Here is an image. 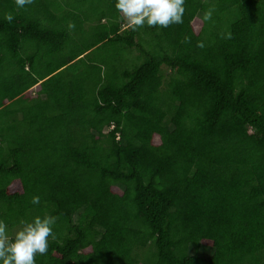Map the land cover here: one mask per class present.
Listing matches in <instances>:
<instances>
[{"label": "trees", "instance_id": "1", "mask_svg": "<svg viewBox=\"0 0 264 264\" xmlns=\"http://www.w3.org/2000/svg\"><path fill=\"white\" fill-rule=\"evenodd\" d=\"M184 7L0 0V221L58 218L36 264H264V0Z\"/></svg>", "mask_w": 264, "mask_h": 264}, {"label": "clouds", "instance_id": "2", "mask_svg": "<svg viewBox=\"0 0 264 264\" xmlns=\"http://www.w3.org/2000/svg\"><path fill=\"white\" fill-rule=\"evenodd\" d=\"M31 3L33 0H15L17 8H24ZM184 4L185 0H115L116 10L127 19L133 30L145 26L166 29L170 25L182 23ZM210 16L211 13H208L205 18ZM5 19L11 22L13 16L7 15ZM199 46L204 45L201 43ZM31 203L39 205L41 198L33 196ZM57 219L56 216L45 214L22 220L20 229L11 237L8 235V225L0 221V264H36V257L46 255L50 239L56 238L54 227Z\"/></svg>", "mask_w": 264, "mask_h": 264}, {"label": "rangeland", "instance_id": "3", "mask_svg": "<svg viewBox=\"0 0 264 264\" xmlns=\"http://www.w3.org/2000/svg\"><path fill=\"white\" fill-rule=\"evenodd\" d=\"M123 19H124L123 22L125 23V26L127 27V26L129 25V24H128V21H127V19H126L125 17H123ZM140 64H141L140 62H136V61H134L132 64L129 65V68H130V67H131V68H134L135 66L137 67V66H139ZM165 73H166V75H167L169 72L166 70ZM18 230H19V228H17V229H9V232H8L9 237L13 236L14 233H15L16 231H18ZM199 253H200V255L204 256L205 258H209L210 255H211V252H210L208 249H206V248L201 249Z\"/></svg>", "mask_w": 264, "mask_h": 264}]
</instances>
